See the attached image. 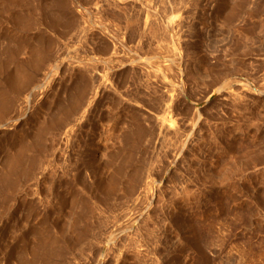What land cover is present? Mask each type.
<instances>
[{
    "label": "rangeland",
    "instance_id": "374dc122",
    "mask_svg": "<svg viewBox=\"0 0 264 264\" xmlns=\"http://www.w3.org/2000/svg\"><path fill=\"white\" fill-rule=\"evenodd\" d=\"M0 264H264V0H0Z\"/></svg>",
    "mask_w": 264,
    "mask_h": 264
}]
</instances>
